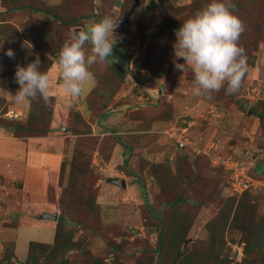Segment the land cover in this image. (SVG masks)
Returning a JSON list of instances; mask_svg holds the SVG:
<instances>
[{
  "label": "rangeland",
  "instance_id": "1",
  "mask_svg": "<svg viewBox=\"0 0 264 264\" xmlns=\"http://www.w3.org/2000/svg\"><path fill=\"white\" fill-rule=\"evenodd\" d=\"M39 1L56 7L61 0ZM77 1L79 3L76 8L80 12L89 11V0ZM122 1L93 0L92 3L93 7H97L98 12H102V17L110 16L116 22L128 9L122 4ZM149 1H140L138 10L129 19L123 33L114 32V35L117 41L128 48L130 55L138 58L137 63L144 62L141 65L151 68V71L147 74L145 72L137 73L134 78L128 80V83H121L109 108L113 106V103L119 105L121 101H134L139 94V91L133 90L137 84L141 85L140 89L144 86L145 92L146 88H153L155 91L151 89L152 93H157V89L161 87L164 95L161 96L164 97L162 101H168L174 109L173 113L169 114L170 119H167L169 120L166 123L167 126L161 129L167 130L171 126L168 125L173 121V127L174 124L179 126L182 119L184 120L186 116L189 117L188 120L194 121L195 126L190 127L187 133L192 136L191 139L196 148L199 152L207 154L209 152L215 162L218 161L217 163L221 164V167L218 166L219 164H213L209 156L193 154L195 152L191 148L185 147V150H180L174 139L167 136L166 133H158L160 141L159 145L153 148L157 152L153 160H148V157H139V155L143 156V152L137 151L133 154L135 158L132 162L124 163L123 152L120 151H125L127 154L129 151L128 147L124 146L118 148L117 156L114 157L111 164H106L105 160V164H103L98 158H107L108 153L101 152L100 157L95 153L97 146L102 145L96 144L95 146L97 135L93 136V132L90 131V135L80 138L76 136L75 139L74 134H70L71 129L68 127H70L71 121L81 122L84 127V122L80 120L82 117L74 114L73 110L69 116L67 115L69 119L60 120L57 116L56 121L52 118L49 121V132L34 136L36 138L30 139L27 145L0 137V262L4 253L11 251L15 257L10 263L15 264L16 261L22 263L27 256L28 246L31 242H53L56 221L41 219L40 213L58 210L59 214L62 209L66 215L70 213L67 201L66 204L64 201L61 206H58L56 200L52 201V194L54 190H57L55 199H58L60 188L71 185L68 178L74 172H78V169H72V174H70L71 168L76 164L85 169L86 176L84 174V188L78 189L77 186H73L75 189L73 191H79L84 195L87 194L88 189H91V185L96 187V200L100 205L99 214L102 223L98 230H95L93 225L86 230L81 225L71 224L74 230V239L80 240L81 246L86 249V254L81 249L71 251L67 255L69 264H88V259L93 264H134L137 258L142 255V250L154 247L156 241L155 219L161 215L158 208L161 196L165 193L164 186L161 184V188L160 185H157L159 183L157 176L160 174L157 165L173 168L176 165L175 158L183 157L187 151V156H184L187 161L185 166L187 171L181 180L188 181L189 178L194 180L186 185L177 182L172 185L171 189H182V195L188 198V203H192L189 207L192 212V221L186 229L185 239L188 240V245L201 246L200 242L207 236L206 223L221 213L222 207L230 198H234L235 202L240 198L242 192L237 193L230 186L231 178H237L241 167L248 170L250 166L255 167L264 161V127L258 117L247 112L248 105H254L264 98V39L252 53L254 63L247 68L238 92L228 95L224 89H221L219 92L212 93L211 99H208L206 95L196 97L192 94L194 88L192 70L188 68L183 73L174 67V63H184L182 59H177L174 55L176 35L169 28L160 35L156 34L157 22L166 14L169 19L181 17L187 20L190 18L194 11L192 7H189L191 0H168L164 4H162L164 0L160 2L156 0L155 4H151ZM34 3L39 4L40 2L34 1ZM101 3L103 6H100ZM111 3L114 4L111 5ZM261 8L262 14H264V3ZM0 19L5 20L7 25L13 26L22 34L23 25L27 20L30 21V28L36 27L31 20L43 19L44 22L47 21V17L41 13L31 16L26 11L6 12L0 16ZM262 24L264 27V22ZM74 29L69 28L67 31L70 34ZM60 37L58 36V39ZM86 48L90 50L89 45H86ZM48 51L45 47L41 49L43 53H48ZM147 56L149 63L146 60ZM3 57L0 51V94L5 95L3 87L10 86L2 74V70L6 68V60ZM108 62V60L97 62L90 66L89 70L93 71V78L86 83L79 97L70 98L63 92V95H59L62 96L61 99L64 96L65 101H75L73 105L85 101L89 90L98 84L97 73L103 70ZM53 66L47 72L51 80L50 94L58 87L57 80L60 85L59 89L62 88L58 60L54 61ZM9 91L11 107L14 108L17 106L14 103H18L15 102L13 96L18 89L12 88ZM0 101L2 102L0 103V115L3 118L25 120L29 115L30 105L21 116L9 118L4 112L8 110L7 105L3 103L5 99L0 97ZM167 106L168 104H163L162 109L167 111ZM79 108L81 109V107ZM1 119L0 134L12 135L9 128L6 127L5 120ZM140 126H145V123H140ZM129 129L133 130L134 128L130 127ZM107 132L109 133V131ZM110 137L111 134L107 137L103 149L108 150L115 144L112 143ZM134 145H137L135 141ZM51 152L62 156L64 168L59 167L60 170L57 168L60 172L49 165L45 158V154L48 155ZM75 155L77 156L74 157ZM229 155L232 158H228ZM197 160L199 161L197 162ZM37 165L43 168V174L39 176L40 180L32 174V167ZM114 177L124 179L126 187L119 188L111 183L110 179ZM145 200L150 203V206L145 204ZM248 203L254 209L255 218L264 223V188L254 189V192L248 197ZM182 207L186 206L182 205ZM83 208L82 204L77 203V214L80 220L87 218V213ZM223 237L227 247L223 253H228L229 257L234 260V252L237 251L236 260L240 261L242 257L241 232L227 227L223 232ZM143 264H148V262Z\"/></svg>",
  "mask_w": 264,
  "mask_h": 264
},
{
  "label": "trees",
  "instance_id": "2",
  "mask_svg": "<svg viewBox=\"0 0 264 264\" xmlns=\"http://www.w3.org/2000/svg\"><path fill=\"white\" fill-rule=\"evenodd\" d=\"M34 1L40 3H34ZM92 1L93 0H89V11L85 13L80 12L79 9L76 8L77 3H79L77 0H61L56 7L48 6L43 3V1L39 0H0V16L6 12L15 13L18 11H26L31 14V16L41 13L47 17L46 22H44L43 19L31 20V22L36 25V27L32 28H30V21L27 20L23 25V34L21 31H17L13 26L7 25L8 23H6L5 20L0 19V51L4 56L3 58L6 60V68L2 70V74L5 76L4 78L8 86L19 89V85L15 81L17 65L26 66L38 58L41 63L40 71L48 72V69L53 66L54 61L59 59L62 45L69 36L67 30L77 27L83 29L85 24L88 23L87 21H99L101 19L102 12H98L96 9L97 7H93ZM134 1L135 0H123L122 4L130 9ZM140 1L143 2V0H139V4ZM166 1L168 0H164L162 4ZM210 2L211 0H191L189 7H192V10H194L192 16H194L193 14H195L196 10L199 11L203 9ZM231 2L235 4L234 14L242 20L245 26L244 32L238 40V44L246 51L247 66L249 67L254 63L252 60L254 57L252 55L253 51L257 49V45L264 39V27L262 26L264 14H262L261 10L264 0H231ZM149 3L155 4L156 0H150ZM113 4L114 3H111V5ZM104 5L106 6V4ZM138 5L131 12L129 19L138 10ZM100 6H103V4L101 3ZM185 20V18L181 17L169 19L166 14L159 18L156 34L160 35L168 28L175 34L176 30L182 26ZM141 34H143V31H141ZM58 36L61 37L58 39ZM141 36L144 37V35ZM42 47L47 48L49 50L48 53L41 52ZM9 48L15 53L14 59H10L6 55ZM137 60L138 58L130 55L126 46L116 40L113 56L108 58L109 62L106 63L104 69L97 73L98 84L93 86L86 96L85 105L90 113L89 121H92L95 117H101L103 112L110 109L109 105L113 101V98H115L121 83H128V80L134 78L137 73H150L151 68L144 67V65H141L144 64V62L142 63L140 61L137 63ZM146 60L149 63L148 56ZM91 72L93 73L92 70ZM134 72L136 73L134 74ZM147 76L150 77L149 75ZM140 86L141 85L137 84L134 86L133 90L136 92L139 91ZM162 100H164V97H160V104H168V110L166 111L161 108V113L158 115L155 114V118L158 120H167L170 119L169 114L173 113L174 109L171 103ZM28 102L31 108L25 120H8L0 115V118H2L1 120H5L6 127L9 128L14 137L26 139L28 137L48 133L50 130L49 121L53 118L54 96L51 95V100L47 104L40 98ZM0 103L2 102L0 101ZM242 108L244 109V105ZM4 112H6V110ZM247 112L258 117L262 122L261 125L264 127V98L254 105H248ZM188 118L189 117L186 116L184 123L180 125L185 126ZM80 120L84 122V127H82L81 122L75 121H71L70 125L71 133L79 138L84 136V134L90 133V127L87 122L82 118ZM74 122L75 125L73 124ZM108 131V134H111L110 139L112 143H115L114 140H120L121 144L124 145L121 140L122 135L119 136L112 133L115 131L114 128H110ZM109 135H105L102 138L96 137V140L92 138V140L96 141L94 142L95 146L96 144H102L98 145L96 148L99 150V157L101 152H107L109 157L111 154L110 149L115 146V144H113L108 150L103 149V147H105L104 143ZM138 146L141 145L138 144ZM127 147L129 150L128 154L122 151L124 163H127L128 156L132 155V146ZM187 154L186 151L184 156H187ZM193 154L205 157L209 156L213 164H219L217 163L218 161L215 162L214 157L211 156L209 152L208 154L204 152ZM76 156L77 155L74 157ZM184 156L175 158L176 165L173 168L157 165L160 170V174L157 176L160 184L157 183V185L161 187L162 184L165 193L161 196L158 208V212L161 215L155 219V226L157 228L156 241L154 247L142 250V255L137 258L134 264H143L144 262H148V264H264V223L255 218V214L253 213L254 209L248 203V197L254 192L251 188L244 190L240 194V198L237 202L233 200L234 198H230L224 207H222L221 213L206 223L207 236L200 242L202 243L201 246L188 245L189 242L185 239V232L192 221V212L189 208L192 203H188V198L182 195V189H171V187H173L172 185L177 184V182L186 185L194 180L190 178L188 181L181 180L182 176L187 171L185 170V168H187L185 167L187 161ZM108 157H100L99 159L104 161L108 159ZM228 158H232V156L229 155ZM198 161L199 160H197V162ZM63 165L64 164L61 163L62 168H64ZM218 166L221 167V164ZM72 169H78V172L73 171L74 174L68 178L69 181H71V185L60 188L58 199H55V195L58 192L57 190H54L52 194V201L56 200L58 206H61L64 201V204H66L67 201L70 213L66 215L63 209L59 213L55 224L52 243L31 242L28 246V253L25 260L22 263L16 261L17 264H69L67 255L71 251L81 249L83 253L86 254V249L81 246L80 240L74 239V230L71 224L81 225L82 228L86 230L93 225V228L98 230L102 223L99 214L100 205L96 200V187L94 185H91V189H88L87 194L84 195L79 191H73L75 190L73 186H77L78 189L84 188V174L86 176V171L78 164L71 168L70 174H72ZM247 173L255 178L264 179V161L255 167L250 166ZM81 199L82 201H80ZM77 203L82 204L85 213H87V218L84 220L78 219ZM145 204L150 206L147 200H145ZM182 205L186 207L183 208ZM227 227L234 228L242 234V257L240 261L236 260L237 251L234 252V260L229 257L228 253H223V250L227 248L226 241L223 237V232ZM185 242L187 243L185 244ZM241 242L239 241V243ZM253 253L254 256L252 257ZM14 257L11 251H7L4 253L0 264H11L10 262L13 261ZM88 264L93 263L88 259Z\"/></svg>",
  "mask_w": 264,
  "mask_h": 264
},
{
  "label": "clouds",
  "instance_id": "3",
  "mask_svg": "<svg viewBox=\"0 0 264 264\" xmlns=\"http://www.w3.org/2000/svg\"><path fill=\"white\" fill-rule=\"evenodd\" d=\"M234 11L235 4L231 0H211L175 32L174 55L184 63H174V67L183 73L188 68L192 70V94L196 97L206 95L211 99V94L221 89L232 95L242 86L248 68L247 54L238 40L245 26ZM116 27L117 23L110 16H104L69 34L58 59L61 86L68 97L82 94L86 83L93 78L91 65L106 62L113 56ZM86 45H90V50ZM6 55L15 58L10 48ZM40 66L38 58L26 66H16L15 81L19 89L13 96L15 102L38 98L45 104L50 102L51 80L47 72L40 71Z\"/></svg>",
  "mask_w": 264,
  "mask_h": 264
},
{
  "label": "crops",
  "instance_id": "4",
  "mask_svg": "<svg viewBox=\"0 0 264 264\" xmlns=\"http://www.w3.org/2000/svg\"><path fill=\"white\" fill-rule=\"evenodd\" d=\"M53 67H51V69ZM56 85L58 87L55 88V90H52L50 94L54 96V100H55L53 103V119L54 120L57 121V116H58V119L60 118V120L69 119L67 115L69 116V114H71L70 112L73 110L75 111L73 112L74 114L81 116L87 122V124L90 127V131L93 132V136L97 135L98 138H102L103 136L108 134L107 131L110 128H114L115 130L112 133L117 134L119 136L122 135L121 140L124 143V145L121 144L120 140L119 141L114 140L115 146L111 150V154L109 155L108 159L105 160L106 164H111L114 161V157L117 156L116 154L118 153L119 147L132 146V145L134 147L132 149V155L129 156V158L127 159V162H130V161L132 162V160H134L135 156L133 154L137 153V151L143 152L142 158L148 157V160H153L157 154V152L153 150V148L159 145V141H160V136L158 135V133L167 134L170 127L171 128L173 127L174 121L170 123L168 126L170 125L171 126L167 130L165 129L164 131L163 130L164 128L163 129L161 128L167 126L166 123L169 120H158L155 118V114L158 115L159 113H161V108H162V104H160L161 102L159 101V99L161 96H164V95L160 89H157L158 90L157 93H152L150 90L153 88H146L147 90L145 92L144 91L145 87L143 86L139 90V94L137 95L134 101H121L119 105L118 104L115 105L113 103V106L110 109H107L105 112H103L101 117L99 118L95 117L92 121H89L90 113L86 108L85 101H81V104L73 105V102L75 101H65L64 96H63V99H61L62 96H59V95L60 94L63 95L64 90H62V88L59 89L60 85H59L58 80L56 82ZM6 88L7 87H3L5 95L0 94V97L5 99L3 103L7 105L8 109L14 110L15 112L19 114V116H21L23 111H25V109L28 108L29 102L25 101V102L18 103V104L14 103V105H17V106H15L14 108L11 107L12 101H10L9 89H12V88L10 87H8L7 89ZM59 90H61L62 92ZM79 107H81V109ZM183 121L184 120L182 119L181 122L183 123ZM187 122L191 123V125L188 127L187 130H189V128L192 126H195L194 121L188 120ZM140 123H145V126L139 127ZM73 124L75 125V122ZM176 125L177 124H174V126ZM130 127H133L134 129L130 130L129 129ZM68 128L71 129L70 127ZM69 132L71 134V130ZM85 135L88 136L90 134H84V136ZM0 137L14 140L16 142H20L23 145H27L30 139L36 138V137H28L26 139H22V138L14 137L13 135H4V134H0ZM75 139H76V136H75ZM134 141L137 143V145H134ZM138 144L141 145L142 147L138 146ZM69 150L71 151V147L69 148ZM95 153L99 154V150H96ZM139 157L141 156L139 155ZM45 158L48 160L49 165H51L54 169L57 170V168L59 169V167H61V163H62L61 154L51 152V154H48V155L45 154ZM122 159L124 161V157ZM101 160L100 162L105 164L104 161L103 160L101 161ZM32 172H33L32 173L33 176H36L38 180H40L39 176L43 174V168H41L38 165L34 166L32 167Z\"/></svg>",
  "mask_w": 264,
  "mask_h": 264
},
{
  "label": "built area",
  "instance_id": "5",
  "mask_svg": "<svg viewBox=\"0 0 264 264\" xmlns=\"http://www.w3.org/2000/svg\"><path fill=\"white\" fill-rule=\"evenodd\" d=\"M5 115L7 117L19 116L17 112L11 109L7 110ZM186 123L187 124L185 126L179 125L170 128L167 134L169 135L170 138L174 139L179 149H184L185 147H188L191 148L193 152L199 153L195 143L192 141L191 137L187 133V129L191 125V123L190 122H186ZM221 163L223 162L221 161ZM230 186H232L233 189L237 191V193H241L249 188H251L252 190L257 188H264V180L249 175L247 173V170L241 167L240 174L237 176V178L234 179L231 178ZM239 254H241V252H239Z\"/></svg>",
  "mask_w": 264,
  "mask_h": 264
},
{
  "label": "water",
  "instance_id": "6",
  "mask_svg": "<svg viewBox=\"0 0 264 264\" xmlns=\"http://www.w3.org/2000/svg\"><path fill=\"white\" fill-rule=\"evenodd\" d=\"M159 2L162 0H158ZM139 4V0H135L134 3L131 5L130 9L126 10L122 17L116 21L118 27L114 29L115 33H122L125 26L129 23V16L131 12L134 10V8ZM74 30H80L79 27L75 28ZM111 183L119 186L120 188H125V180L122 178L114 177L110 179ZM58 217V212H48V211H43L40 213V218L41 219H46V220H51V221H56Z\"/></svg>",
  "mask_w": 264,
  "mask_h": 264
}]
</instances>
